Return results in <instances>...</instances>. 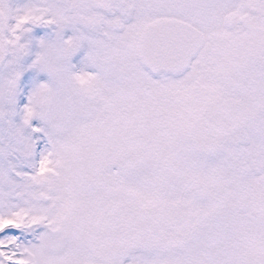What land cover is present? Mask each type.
I'll list each match as a JSON object with an SVG mask.
<instances>
[{
	"label": "snow or ice",
	"instance_id": "snow-or-ice-1",
	"mask_svg": "<svg viewBox=\"0 0 264 264\" xmlns=\"http://www.w3.org/2000/svg\"><path fill=\"white\" fill-rule=\"evenodd\" d=\"M0 264H264V0H0Z\"/></svg>",
	"mask_w": 264,
	"mask_h": 264
}]
</instances>
